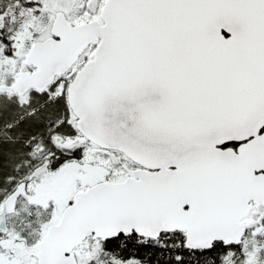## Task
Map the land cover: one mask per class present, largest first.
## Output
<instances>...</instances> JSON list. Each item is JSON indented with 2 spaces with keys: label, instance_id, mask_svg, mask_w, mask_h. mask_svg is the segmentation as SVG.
Here are the masks:
<instances>
[{
  "label": "snow or ice",
  "instance_id": "snow-or-ice-1",
  "mask_svg": "<svg viewBox=\"0 0 264 264\" xmlns=\"http://www.w3.org/2000/svg\"><path fill=\"white\" fill-rule=\"evenodd\" d=\"M0 264H264V0H0Z\"/></svg>",
  "mask_w": 264,
  "mask_h": 264
}]
</instances>
